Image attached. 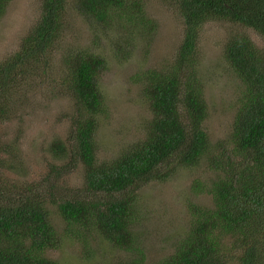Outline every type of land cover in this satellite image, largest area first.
Wrapping results in <instances>:
<instances>
[{"label": "trees", "instance_id": "1", "mask_svg": "<svg viewBox=\"0 0 264 264\" xmlns=\"http://www.w3.org/2000/svg\"><path fill=\"white\" fill-rule=\"evenodd\" d=\"M10 1L0 0V18ZM170 1L182 19V39L170 64L136 75L149 111L141 138L115 157L97 159L93 135L102 102L95 76L102 59L76 52L64 61L65 91L74 106L70 129L48 146L61 163H52L38 181L20 183L8 174L21 173L22 163L10 144L0 143V264H58L47 256L57 244L50 204L68 231L84 239L97 234L127 251L125 260L111 264H264V46L246 31L264 41V0ZM76 3L107 25L128 21L143 30L149 23L139 15V0ZM67 5L68 0H40L38 18L0 63V123L14 110L1 99L18 74L27 77L46 61L65 28ZM210 20L234 27L223 57L242 87L228 138L213 143L204 127L207 104L196 53L199 30ZM177 165L208 169L211 175L192 185L209 194L212 204H191L187 228L171 251L149 262L135 245L133 207L144 185ZM77 166L82 184L73 192L62 186L61 177Z\"/></svg>", "mask_w": 264, "mask_h": 264}, {"label": "rangeland", "instance_id": "2", "mask_svg": "<svg viewBox=\"0 0 264 264\" xmlns=\"http://www.w3.org/2000/svg\"><path fill=\"white\" fill-rule=\"evenodd\" d=\"M139 1L142 5L139 15L149 20L143 30L128 21L116 20L111 25L96 21L77 9L76 0H68L65 28L46 55V61L27 77L20 79L18 74L8 94L1 99L14 110L0 123V143L10 144L15 150L12 156L19 166L22 163L21 173L9 172V177L14 176L20 183L38 181L52 163H61L53 158L48 146L54 139L67 136L70 129L74 106L65 91L64 61L76 52L102 59L95 76L102 102L93 135L97 159L115 157L143 136V123L148 120L149 111L136 75L147 68H164L173 61L182 39L183 23L170 0ZM39 6L40 0L8 3L0 18V63L18 49L22 37L38 18ZM231 29L234 27L226 22L207 21L201 26L196 42L197 75L207 104L204 127L212 143L228 138L242 88L223 57V45ZM246 31L258 46H264L260 36ZM210 175L203 165H177L164 178L151 181L138 191L133 207L135 245L143 248L149 262L171 251L172 242L187 228L191 204H212L209 194L194 191L192 185L194 180H204ZM61 179L62 186L74 192L82 184L79 166L70 168ZM49 208L57 244L47 256L58 264H111L126 259L127 251L93 232L84 239L68 231V224L60 219L53 204Z\"/></svg>", "mask_w": 264, "mask_h": 264}]
</instances>
